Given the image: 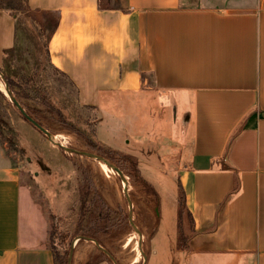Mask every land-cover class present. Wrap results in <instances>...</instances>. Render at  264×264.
Listing matches in <instances>:
<instances>
[{
    "label": "crops",
    "instance_id": "crops-1",
    "mask_svg": "<svg viewBox=\"0 0 264 264\" xmlns=\"http://www.w3.org/2000/svg\"><path fill=\"white\" fill-rule=\"evenodd\" d=\"M25 5L58 12L51 63L97 110L99 124V100L117 105L113 93L150 94L165 122L179 124V133L154 135L148 154L174 160L191 217L183 249L190 261L264 264V0L247 7L199 0ZM20 14L0 8V67L15 45ZM20 201L17 168L0 141V264H55L46 221L36 228L22 221ZM159 233L169 249V230Z\"/></svg>",
    "mask_w": 264,
    "mask_h": 264
},
{
    "label": "rangeland",
    "instance_id": "rangeland-1",
    "mask_svg": "<svg viewBox=\"0 0 264 264\" xmlns=\"http://www.w3.org/2000/svg\"><path fill=\"white\" fill-rule=\"evenodd\" d=\"M199 3L247 7L253 0ZM12 5L18 12L27 11L25 0H12ZM36 20L42 22L41 17ZM31 25L17 34L0 67V141L17 168L22 221L32 228L46 221L47 245L57 264H68L72 242L70 264H115L85 237L95 239L117 264H194L183 250L192 225L174 160L167 157L165 165L158 154H148L156 145L154 135L159 139L168 130L179 133V124L174 126L171 117L165 122L155 97L142 93H113V106L100 98L104 120L99 124L97 110L84 105L71 80L53 67L44 44L49 27L41 32ZM11 95L51 139L23 116ZM62 146L105 157L122 171L127 184L103 161ZM162 228L173 240L169 249L161 244Z\"/></svg>",
    "mask_w": 264,
    "mask_h": 264
},
{
    "label": "trees",
    "instance_id": "trees-1",
    "mask_svg": "<svg viewBox=\"0 0 264 264\" xmlns=\"http://www.w3.org/2000/svg\"><path fill=\"white\" fill-rule=\"evenodd\" d=\"M13 5H12V0H0V8L16 11V10H14L16 7ZM38 17H41V19H42V22L40 24H38L37 20H36V18H38ZM32 18H34V19H32ZM57 21H58V12H55V11H38V10L37 11H34V10L26 11V12L18 15V17L16 19L17 34L19 32L21 34L25 33L24 26L28 27V26H26V24H30V25L33 24L34 29L36 28V26L39 27L41 29V32L44 31L46 27H49L48 31H46V34L44 33V35H45L44 36L45 37L44 44H45V48L48 51V39H49L51 33L53 32V30L57 24ZM9 52L10 51L6 52V56L9 54ZM53 67L57 71H60L57 67H55V66H53ZM9 81H10V85H12V81L11 80H9ZM25 96H27V94ZM14 97L16 98V96H14ZM67 253H69V252H67ZM56 258H57V255L54 254L55 264H57Z\"/></svg>",
    "mask_w": 264,
    "mask_h": 264
},
{
    "label": "water",
    "instance_id": "water-1",
    "mask_svg": "<svg viewBox=\"0 0 264 264\" xmlns=\"http://www.w3.org/2000/svg\"><path fill=\"white\" fill-rule=\"evenodd\" d=\"M6 89L8 90V92L11 94V91L9 89V87L7 86L6 84ZM11 100L14 102V104L17 106V108L21 111V113L23 114V116L25 118H27L34 126H36L38 129H40L42 132H44L50 139H51V134L43 127L41 126L34 118H32L26 111L25 109L20 105V103L17 101V99L11 95ZM62 148H64L65 150L67 151H71V152H75V153H81V154H84V155H87L89 157H93V158H97L101 161H103L104 163H106L109 167L113 168L115 171L118 172V174L121 176V178L124 180L125 182V185L127 184L126 180H125V176L124 174L122 173V171L116 166L114 165L112 162H110L109 160H107L105 157L99 155V154H96V153H93V152H87V151H81V150H77V149H69L65 146H62ZM128 200V203H129V220L130 222L133 224L132 222V217H131V213H132V210H131V201L129 198H127ZM134 226V225H133ZM87 239H90L92 240L101 250H103L112 260L115 264H117L115 262V259L114 257L107 251L105 250L95 239H92V238H89V237H85ZM72 248H73V242L71 244V247H70V251H69V255H68V264H70V259H71V254H72Z\"/></svg>",
    "mask_w": 264,
    "mask_h": 264
},
{
    "label": "bare ground",
    "instance_id": "bare-ground-1",
    "mask_svg": "<svg viewBox=\"0 0 264 264\" xmlns=\"http://www.w3.org/2000/svg\"><path fill=\"white\" fill-rule=\"evenodd\" d=\"M57 40H58V37L55 36V37L53 38V40H52V44L55 45V43L57 42ZM53 45H52V46H53ZM55 62H56V61H55ZM58 63H59V62H58Z\"/></svg>",
    "mask_w": 264,
    "mask_h": 264
}]
</instances>
